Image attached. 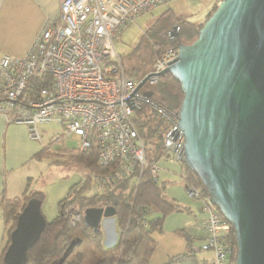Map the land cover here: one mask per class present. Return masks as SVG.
I'll use <instances>...</instances> for the list:
<instances>
[{"label":"built area","instance_id":"obj_1","mask_svg":"<svg viewBox=\"0 0 264 264\" xmlns=\"http://www.w3.org/2000/svg\"><path fill=\"white\" fill-rule=\"evenodd\" d=\"M219 4L222 0H213ZM168 0H63L56 21L49 22L35 38L24 57L3 55L0 59V113L10 123L26 125L32 140H41L39 125L55 123L68 138L74 137L81 152L98 148V164L109 173L93 172L94 183L124 177L149 168L158 181V162L147 161L146 147L136 123L145 108L164 122L163 157L184 163L185 135L179 125V109H169L148 96L166 69L179 56L169 50L143 77L126 73L115 47L123 27ZM178 32L175 26L169 31ZM149 85V86H148ZM154 93V92H153ZM61 137H54L60 141ZM188 196L198 199L199 190L188 187ZM207 212L202 225L207 237L201 250L211 258L206 264H233L236 245L231 225L209 203L199 199ZM74 222L82 214L72 211ZM146 226V222L144 223ZM235 264V262H234Z\"/></svg>","mask_w":264,"mask_h":264},{"label":"water","instance_id":"obj_2","mask_svg":"<svg viewBox=\"0 0 264 264\" xmlns=\"http://www.w3.org/2000/svg\"><path fill=\"white\" fill-rule=\"evenodd\" d=\"M178 50V59L158 75L170 73L183 93L184 163L231 225L235 264H264V0H222L197 38ZM115 215L113 206L91 207L83 220L97 232L104 218ZM46 226L42 201L30 199L11 232L4 264H27ZM79 243L70 244L61 262Z\"/></svg>","mask_w":264,"mask_h":264},{"label":"trees","instance_id":"obj_3","mask_svg":"<svg viewBox=\"0 0 264 264\" xmlns=\"http://www.w3.org/2000/svg\"><path fill=\"white\" fill-rule=\"evenodd\" d=\"M216 8L217 3H215L208 17ZM202 25L203 23L193 24L172 13H168L154 23L147 30L148 35H146L153 43L152 69L157 60L169 50L178 49L180 43H192L197 38ZM174 26L179 27L178 36L170 37L169 31ZM126 73L134 76L128 70ZM153 92L154 99L167 108H180L183 93L180 83L170 73L159 79L153 87ZM136 126L146 147L148 163L151 165L164 159L162 158L164 153L163 139L166 127L163 120L154 111L145 108L141 112V118ZM48 153L49 148L45 147L37 154V158L39 159ZM66 157L67 162L80 163L86 169V174L81 182L82 186L80 188H77V185L71 187L66 198L60 201L58 215L52 222L47 221V226L40 240L28 252L27 264H149L157 246L155 235L164 232L165 218L173 213H181L184 209L175 201L167 198L164 191L165 185L163 182L153 179L149 168H145L141 176L136 171L133 175L118 176L113 180L109 178L105 183L98 184L92 181L91 174L93 172L109 173L111 169L98 164L97 146L87 152H81L75 148ZM180 165V173L186 188L192 187L199 190L200 196L196 200L200 202V198L208 196L206 188L185 163ZM90 184H95L98 191L87 195L84 191ZM32 198H38L43 203L45 195L40 191H29L28 193L27 189L21 197L0 201V207L4 212L7 225L0 264H4V255L10 245V235L16 226L17 218ZM108 206H113L116 209L114 218L117 221L119 236L116 244L112 248L106 249L101 226L96 232L84 224L83 217L87 208H105ZM70 207L71 209L68 210ZM202 208L204 209L203 206ZM73 210L82 214L80 221H73L71 216ZM145 222L146 226L144 225ZM230 238L235 244L233 229H231ZM186 239L188 240V250L170 257L166 264L207 263L206 259L200 256L201 245L194 246L193 244V241L195 239L200 240V237L190 235L186 236ZM78 240L80 243L75 245L61 262L70 244Z\"/></svg>","mask_w":264,"mask_h":264},{"label":"crops","instance_id":"obj_4","mask_svg":"<svg viewBox=\"0 0 264 264\" xmlns=\"http://www.w3.org/2000/svg\"><path fill=\"white\" fill-rule=\"evenodd\" d=\"M196 1L199 0H168L160 6L165 10L153 17L147 30L168 13L196 25L204 23L212 9L206 3V10H201ZM62 2L63 0H0V59L3 55L26 56L37 35L49 22L58 19ZM119 55L121 56L120 53ZM44 148L41 140L30 139L26 125L10 123L0 113V201L21 197L27 189L28 193L31 191L33 162ZM163 184L167 198L175 201L184 211L165 218L164 232L155 235L157 246L149 264H166L170 257L186 252L189 247L186 236H199L200 244L207 237L202 225L207 212L202 208V203L191 198L194 206L177 184H167L166 181ZM184 188L187 189L185 185ZM181 203L192 208L186 209ZM6 230L4 212L0 207V255L4 248ZM117 240L116 236L110 244L115 245ZM202 257L206 260L211 258L209 253Z\"/></svg>","mask_w":264,"mask_h":264},{"label":"rangeland","instance_id":"obj_5","mask_svg":"<svg viewBox=\"0 0 264 264\" xmlns=\"http://www.w3.org/2000/svg\"><path fill=\"white\" fill-rule=\"evenodd\" d=\"M195 3L205 5V7L199 5L201 10H206V3L211 9L215 5L213 0H199ZM181 4L183 5L184 2ZM161 10L164 11L165 8L161 7L160 9H156L154 13L142 15L135 21L125 25L115 40L116 50L121 54L126 70L134 75V77L147 74L152 69L151 55L153 53V43L146 36L148 35L147 28L153 22V17L162 12ZM39 131L41 133V142L45 147L49 148L50 154L41 156V158L33 162L32 172H34L32 174L33 183L31 185V191L44 193L45 198L42 203V213L48 222H52L58 215L60 201L66 198L71 187L77 185L76 187L80 188L82 186L81 182L86 174V169L80 163L67 162L66 155L77 147V141L74 137H62L65 134L62 127H59L55 123L43 124L39 125ZM55 136L58 138L61 137L60 141L53 142ZM158 166L160 168L159 182L166 181L167 184H177L185 191V194L190 199L189 202L195 206L194 200L196 199L192 200L193 198L191 199L188 196L187 190L184 188V179L180 173L181 165L175 163L172 159L164 158L158 162ZM97 191L98 188L96 185L90 184L84 192L90 195ZM181 206L192 208V206L186 205V203H181ZM70 209L71 207L68 208V210ZM195 213L197 212L195 211ZM71 216L75 219L72 213ZM101 228L104 233L103 243L105 248H112L114 245L110 244L111 241L114 237L119 236L116 219L110 220L104 218L101 223ZM193 244L194 246L201 245L199 239H195ZM204 254L207 253L202 251L200 256H204Z\"/></svg>","mask_w":264,"mask_h":264},{"label":"clouds","instance_id":"obj_6","mask_svg":"<svg viewBox=\"0 0 264 264\" xmlns=\"http://www.w3.org/2000/svg\"><path fill=\"white\" fill-rule=\"evenodd\" d=\"M113 219V218H112Z\"/></svg>","mask_w":264,"mask_h":264}]
</instances>
